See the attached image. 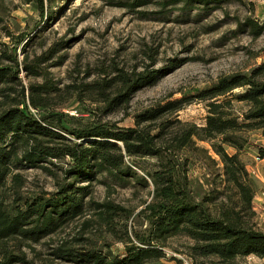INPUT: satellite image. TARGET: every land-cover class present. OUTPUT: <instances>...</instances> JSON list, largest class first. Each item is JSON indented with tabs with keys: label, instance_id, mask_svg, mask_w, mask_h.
Here are the masks:
<instances>
[{
	"label": "trees",
	"instance_id": "1",
	"mask_svg": "<svg viewBox=\"0 0 264 264\" xmlns=\"http://www.w3.org/2000/svg\"><path fill=\"white\" fill-rule=\"evenodd\" d=\"M24 1L35 3L44 22L56 13L54 5L60 0ZM222 1L190 0L206 6ZM241 27L253 37L264 33V22L251 17ZM29 34L20 35L12 48L4 44L0 51V264H35L29 256L30 251L36 252L35 245L81 216L87 206L96 210L109 231L115 232L121 224L116 218L124 220V255L79 251L62 241L51 252L55 257L75 264H144L164 258L170 239L182 236L189 241L192 264H240L249 255L264 258V229L253 202L258 183L240 156L251 143L246 131H257L264 138V61L248 73L221 76L196 95L139 111L132 126L101 119H83L75 125L68 119L77 117L61 109L75 92L81 98L77 100L84 92L96 95L106 112L126 108L138 89L154 84L178 63L151 69L155 53L147 52L151 62L142 69L116 66L106 78L61 84L53 78L48 61L62 43L31 54L26 52L32 42ZM23 42L26 53L20 60L17 47ZM237 88L241 91L233 93ZM195 97L206 102L203 125L176 116ZM234 100L247 105L242 113L235 109ZM197 140L210 141L223 166L224 184L215 195L200 199L192 192L185 155L187 151L207 154ZM259 146L262 159L264 140ZM145 157L155 158L157 164L141 175L131 161ZM29 169L51 178L54 189L30 188ZM135 183L152 185V199L134 215L144 227L131 233L130 207L111 199L87 200L95 184L111 192L116 186Z\"/></svg>",
	"mask_w": 264,
	"mask_h": 264
},
{
	"label": "rangeland",
	"instance_id": "2",
	"mask_svg": "<svg viewBox=\"0 0 264 264\" xmlns=\"http://www.w3.org/2000/svg\"><path fill=\"white\" fill-rule=\"evenodd\" d=\"M54 9L56 13L41 22L35 3L0 0V51L4 44L12 48L20 35L29 33L32 42L26 47V52L31 54L62 43L61 50L48 61L53 78L61 84L90 82L101 76L106 78L113 75L116 66L142 69L151 62L147 52L155 53V64L150 66L151 69L178 63L154 84L138 89L126 108L106 112L104 102L96 100V95L84 92L82 100H77L81 98H77L75 92L61 106L65 113L77 117L68 119L75 125L83 119H101L117 122L120 126H132L134 115L139 111L184 95H196L212 86L221 76L248 73L255 64L264 61V33L253 37L248 28H239L247 17L264 22V0H225L208 6L190 0H60ZM36 25L39 26L34 29ZM23 46L24 42L17 47L20 60L26 53ZM21 75L27 83L29 79L23 71ZM239 91L241 89L237 88L233 93ZM193 99L176 116L183 121L203 125L207 114L206 102H199L196 97ZM233 104L238 113L247 106L238 100ZM245 135L251 143L240 156L260 185L258 190L261 193L264 190V181L260 180L264 179V158L258 160V155L263 137L257 131H246ZM196 143L206 148L207 154L187 151L185 155L189 158L188 176L192 192L200 199L205 195H215L216 189H222L223 166L210 141L197 140ZM131 162L136 163L141 175L154 170L157 164L153 157L134 158ZM26 175L30 188L54 189L51 178L39 170L29 169ZM151 190L152 185L145 188L135 183L127 187L116 186L108 192L102 184H95L87 200L111 199L130 207L133 215L127 226L131 233L134 228L144 227L142 220L134 215L152 199ZM116 219L121 224H117L115 232L109 231L96 210L87 206L81 216L37 243L36 252L30 251L29 256L33 257L35 264H75L51 254L54 247L67 241L79 251L96 249L103 254L122 257L125 252L122 240L125 222ZM188 243V239L182 236L171 238L164 258L148 260L144 264H179V261L192 264ZM263 261L264 258L249 255L241 258L239 263L259 264Z\"/></svg>",
	"mask_w": 264,
	"mask_h": 264
},
{
	"label": "crops",
	"instance_id": "3",
	"mask_svg": "<svg viewBox=\"0 0 264 264\" xmlns=\"http://www.w3.org/2000/svg\"><path fill=\"white\" fill-rule=\"evenodd\" d=\"M264 140V138H263ZM262 182L264 181L263 178L260 179ZM260 181V182H261ZM259 184H258V187H257V194L254 198V207H255V210L257 211V214H258V222H259V225L264 229V197H261L259 195ZM259 195V196H258Z\"/></svg>",
	"mask_w": 264,
	"mask_h": 264
},
{
	"label": "built area",
	"instance_id": "4",
	"mask_svg": "<svg viewBox=\"0 0 264 264\" xmlns=\"http://www.w3.org/2000/svg\"><path fill=\"white\" fill-rule=\"evenodd\" d=\"M258 160H260V159H258ZM259 195H260L261 197H264V190H263L261 193H259Z\"/></svg>",
	"mask_w": 264,
	"mask_h": 264
}]
</instances>
